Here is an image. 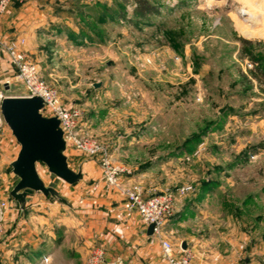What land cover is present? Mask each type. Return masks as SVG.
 I'll list each match as a JSON object with an SVG mask.
<instances>
[{
    "label": "rangeland",
    "instance_id": "obj_1",
    "mask_svg": "<svg viewBox=\"0 0 264 264\" xmlns=\"http://www.w3.org/2000/svg\"><path fill=\"white\" fill-rule=\"evenodd\" d=\"M106 1L103 22L83 5L68 15L85 42L51 58L53 75L37 63L44 81L65 108L81 112L113 162L129 169L125 186L139 184L145 196L192 186L164 224L173 248L188 240L198 244L201 262L214 249L226 264H264V0H146L153 12L144 16L133 12L137 0ZM7 62L11 88L24 87ZM15 148L5 125L0 182L12 202ZM84 158L93 166L86 196L118 193L105 189L97 160ZM36 168L63 200L34 194L33 214L21 215L13 203L0 264H91L92 252L103 249L77 230L79 215L70 209L76 185L41 163ZM179 218L189 222L172 232Z\"/></svg>",
    "mask_w": 264,
    "mask_h": 264
},
{
    "label": "crops",
    "instance_id": "obj_2",
    "mask_svg": "<svg viewBox=\"0 0 264 264\" xmlns=\"http://www.w3.org/2000/svg\"><path fill=\"white\" fill-rule=\"evenodd\" d=\"M77 1L26 0L23 3L12 2L7 11L0 16V91L5 96L27 95L24 87L17 86L12 89L9 85L10 81L7 77L13 76V71L7 62V55L3 48L5 44L12 41L17 42L18 48L31 61L40 64L44 71L53 75L55 69L52 66L55 65L47 64L51 62V58L61 54L65 48H73L78 43L85 42L84 38L86 37L77 36L75 18H70L68 15L76 12L77 7L81 5L94 14L100 12L102 6H109L106 0H80L79 3ZM39 61H43L42 64ZM6 85L8 86L7 90L5 89ZM15 149H17V154L19 149ZM66 156L69 167L74 171L80 169L82 172V180L75 184L71 194L70 209L79 215L77 230L84 239L93 238L94 242L103 249L107 261L118 256L130 264H165L161 258L159 242L147 235V226L142 223L138 214L127 209L125 199L116 192H96L91 196L92 192L88 188V183L93 177L90 170L93 168L92 163L70 146L67 147ZM128 182L130 183V181ZM85 191L90 192L88 197ZM36 199L35 195L27 197L24 211L31 208L30 214H33L39 204ZM16 207L14 206V208ZM14 208L7 213L6 221H12ZM186 222H189L187 218H179L173 224L175 230L172 232H178V227H182ZM190 241L193 239L190 238ZM182 242H186V250L193 254L191 264H226L220 260L218 252L214 249L209 254L211 261L201 262L198 244L194 243L191 246L188 240H182ZM84 251L85 248H81V251L75 250L74 256H77L76 253L81 254ZM228 264H238V261L235 259Z\"/></svg>",
    "mask_w": 264,
    "mask_h": 264
},
{
    "label": "built area",
    "instance_id": "obj_3",
    "mask_svg": "<svg viewBox=\"0 0 264 264\" xmlns=\"http://www.w3.org/2000/svg\"><path fill=\"white\" fill-rule=\"evenodd\" d=\"M26 0H0V16H2L12 2L23 3ZM135 8V4L132 5ZM10 64L14 68V80L21 83L26 89V96H39L44 107L42 113L45 117H55L59 120L66 146L71 147L81 156L96 159L101 171V180L106 190L117 191L126 201L127 209L135 212L145 226L154 225L152 238H155L161 248V258L165 264H191L192 254L182 250L181 244L173 248L164 238V224L170 218L177 206V198L193 190L192 186H182L177 194L165 191L161 194L145 196L139 184L125 186L122 183L123 174H129L128 168L115 164L105 145L90 135L77 109H67L63 106L55 90L44 81L40 66L32 62L26 54L18 48L15 41L3 46ZM0 91V102L5 98ZM5 123L0 115V142ZM13 209V202L4 196L0 182V233L6 221L7 213ZM18 210V209H17ZM91 264H130L121 257H114L107 261L101 249L92 252Z\"/></svg>",
    "mask_w": 264,
    "mask_h": 264
},
{
    "label": "water",
    "instance_id": "obj_4",
    "mask_svg": "<svg viewBox=\"0 0 264 264\" xmlns=\"http://www.w3.org/2000/svg\"><path fill=\"white\" fill-rule=\"evenodd\" d=\"M99 88L100 84H94ZM8 89V86H5ZM44 102L39 96H6L0 102V115L19 145L16 158L10 163V174L18 179L9 196L20 211L26 206V198L40 193L45 198L63 200L52 187L40 179L36 165H45L48 172L73 186L82 180L81 170L69 167L66 156V141L55 117H45L42 113ZM223 111V110H221ZM154 225L147 227L148 236L153 235ZM186 250V242L181 243ZM247 261V259H245Z\"/></svg>",
    "mask_w": 264,
    "mask_h": 264
},
{
    "label": "trees",
    "instance_id": "obj_5",
    "mask_svg": "<svg viewBox=\"0 0 264 264\" xmlns=\"http://www.w3.org/2000/svg\"><path fill=\"white\" fill-rule=\"evenodd\" d=\"M109 11H110V9H108L105 6H102L101 11L100 12L98 11L97 14H95L97 16L96 21L98 23L103 22L104 21L103 16H107V15L110 16V13H108ZM133 12L137 16L138 15L144 16L146 14H151L153 11H152V7L148 4V2L146 0H137V6L133 10ZM116 14H117V18L125 19L124 18L125 15L123 14L122 11L119 12V10H116Z\"/></svg>",
    "mask_w": 264,
    "mask_h": 264
},
{
    "label": "bare ground",
    "instance_id": "obj_6",
    "mask_svg": "<svg viewBox=\"0 0 264 264\" xmlns=\"http://www.w3.org/2000/svg\"><path fill=\"white\" fill-rule=\"evenodd\" d=\"M246 9H247V8H246ZM238 14H239L240 16H243L245 13L243 14V12L240 11ZM246 18H247V17H246ZM245 21H246V20H245ZM247 22H249V23L252 24V25L257 24L256 21H255L253 18H251V19L248 20Z\"/></svg>",
    "mask_w": 264,
    "mask_h": 264
}]
</instances>
